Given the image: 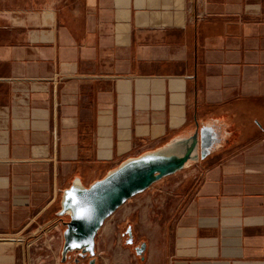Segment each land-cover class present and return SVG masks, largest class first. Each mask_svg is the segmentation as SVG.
<instances>
[{
	"label": "crops",
	"instance_id": "crops-1",
	"mask_svg": "<svg viewBox=\"0 0 264 264\" xmlns=\"http://www.w3.org/2000/svg\"><path fill=\"white\" fill-rule=\"evenodd\" d=\"M202 126L148 264H264V0H0V264H31L82 165Z\"/></svg>",
	"mask_w": 264,
	"mask_h": 264
},
{
	"label": "rangeland",
	"instance_id": "rangeland-1",
	"mask_svg": "<svg viewBox=\"0 0 264 264\" xmlns=\"http://www.w3.org/2000/svg\"><path fill=\"white\" fill-rule=\"evenodd\" d=\"M198 128L200 127L195 128L192 132ZM192 132L186 135H190ZM177 136L179 135L172 136L170 139ZM159 147L152 146L150 142H146L135 147L133 153L136 154L148 149L154 150ZM124 159L121 157L113 158L112 160L105 159L104 162L99 161L98 163L82 165L84 170L77 172L71 180L66 182V185H70L72 180L78 177L82 185L88 186L94 180L103 177ZM205 159L206 157H199L196 161H189L175 173L160 178L142 192L127 199L107 217L95 236V263L148 264L147 259L153 253L154 243L163 240V233L171 222L177 204L190 192V188L199 174V164ZM60 196L61 193L50 212V217L55 216L56 221L53 226L49 227L47 235L40 242L33 245L32 248L35 253L31 255V264H86L88 258L91 257L86 254L84 260L79 259L76 261L75 259L79 255L76 252H79V250H74L67 252L65 260H61L63 230L66 227L65 222L69 220V216L67 213L63 215L57 214L60 210ZM128 217L132 225L135 226V245L141 239L147 241L145 252L142 254H137L134 250V244H126L124 241L125 236L121 234V226L124 227Z\"/></svg>",
	"mask_w": 264,
	"mask_h": 264
},
{
	"label": "water",
	"instance_id": "water-1",
	"mask_svg": "<svg viewBox=\"0 0 264 264\" xmlns=\"http://www.w3.org/2000/svg\"><path fill=\"white\" fill-rule=\"evenodd\" d=\"M198 129L190 135L173 137L157 149L125 158L88 186L75 177L62 189L57 214L67 213L69 220L63 230L61 260L67 252L79 250L82 257L91 256L88 264H95V236L107 217L155 181L211 152L214 135L207 127ZM145 245L143 242L136 248L137 254L144 251Z\"/></svg>",
	"mask_w": 264,
	"mask_h": 264
},
{
	"label": "flooded vegetation",
	"instance_id": "flooded-vegetation-1",
	"mask_svg": "<svg viewBox=\"0 0 264 264\" xmlns=\"http://www.w3.org/2000/svg\"><path fill=\"white\" fill-rule=\"evenodd\" d=\"M128 220L126 221V223H125V225H124V227H122L121 226V228H122V231H121V234L122 235H124L125 236V239H124V241L126 242V244H128V245H135V243H134V236H135V226H133L132 225V223L130 222V218L128 217L127 218ZM143 242H145L146 243V245H145V248H146V246H147V241L145 240V239H141L138 243H137V245H135L134 246V250L136 251V248H138ZM143 252H145V249H144V251H142V253ZM141 253V254H142ZM76 254H79V252H76ZM86 257H82L81 255H78V257H77V259L79 260H84ZM89 258H91V257H89ZM89 258H88V261H89ZM88 261L86 262V264H88ZM96 264V263H95Z\"/></svg>",
	"mask_w": 264,
	"mask_h": 264
}]
</instances>
